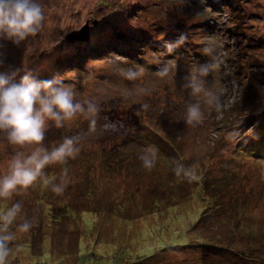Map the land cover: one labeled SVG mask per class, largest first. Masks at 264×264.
<instances>
[{
    "label": "rangeland",
    "instance_id": "374dc122",
    "mask_svg": "<svg viewBox=\"0 0 264 264\" xmlns=\"http://www.w3.org/2000/svg\"><path fill=\"white\" fill-rule=\"evenodd\" d=\"M40 2L44 21L35 36L18 46L0 41L4 68L19 70L17 82L26 72L56 77L77 100H95L99 112L94 130L78 115L46 131L49 150L74 136L81 151L44 170L66 183L62 194L38 180L13 196L34 223L16 232L9 264H264V157L237 151L240 142L264 141V0ZM85 25V40L66 38ZM205 63L218 65L206 87L220 96L219 110L183 87ZM128 67L142 68L143 77L125 80L120 70ZM198 100L204 119L188 124L186 108ZM153 147L156 162L147 169L140 156ZM31 150L0 142V174L15 151ZM177 161L192 178L176 177ZM8 203L0 201V210ZM171 205L205 207L182 236L220 248L167 247L182 227L174 218L170 225ZM149 246L156 249L143 255Z\"/></svg>",
    "mask_w": 264,
    "mask_h": 264
},
{
    "label": "clouds",
    "instance_id": "9594fccd",
    "mask_svg": "<svg viewBox=\"0 0 264 264\" xmlns=\"http://www.w3.org/2000/svg\"><path fill=\"white\" fill-rule=\"evenodd\" d=\"M44 11L40 0H0V41L14 46L20 45L35 36L43 27ZM172 51V46H168ZM218 67L217 64H200L186 74L183 87L190 90L194 97H204L205 102L221 109L220 96L206 87V78ZM169 69L159 70L161 77ZM18 69L4 68L0 58V142L13 146H32L30 152L15 151L6 161V171L0 174V201L8 203L0 210V264H9L11 243L16 232L26 233L33 227V221L24 217L23 204L17 200L11 202L15 194L27 190L38 180L50 190L60 195L65 191L66 183H54L55 177H48L45 168L53 164H66L80 153L79 138L65 136L61 142L49 150L43 143L46 131L51 128H63L78 115L89 121L94 130L99 105L95 100L79 101L71 85L56 77L38 80L30 73L21 75L16 81ZM120 74L127 81H138L144 75L140 67L121 69ZM146 92L147 89H140ZM147 108L148 105H142ZM204 114L199 100L187 106L185 121L199 124ZM143 167L151 169L156 162V149L147 148L140 156ZM173 171L177 178H192L191 168L177 161ZM65 174L66 170H65ZM20 218L19 223H17Z\"/></svg>",
    "mask_w": 264,
    "mask_h": 264
},
{
    "label": "trees",
    "instance_id": "16d2710c",
    "mask_svg": "<svg viewBox=\"0 0 264 264\" xmlns=\"http://www.w3.org/2000/svg\"><path fill=\"white\" fill-rule=\"evenodd\" d=\"M149 44H151L149 41L146 42L145 46H149ZM150 47V46H149ZM246 139V138H245ZM163 140V139H161ZM163 141H167V140H163ZM245 144V145H243ZM237 151L240 152V153H247L249 154L250 157L252 158H260L262 159L264 157V141H261V140H247V142H244V143H239V145L237 144ZM253 152V153H251ZM253 154V155H252ZM203 198H205L203 196ZM203 198H199L198 196H196V201H201ZM197 204V203H196ZM180 206V207H179ZM161 207V206H160ZM160 207L159 208H156V211L155 213H160V215L162 214V211L160 210ZM163 208V207H162ZM207 208H209V206H207ZM216 208V206H215ZM214 208V209H215ZM167 210L169 212H171V215L169 216V223L170 225L172 226V228L174 229V226H173V223L171 222V218H174L176 220V224H181V226L178 227V229L176 230V232L170 237L166 238L167 240H169V242H167V247H182V248H206L207 247H210V246H213L215 248H220L219 245L217 244H213L212 241H208V242H205V241H198V239H196L197 235H193L191 236L190 234L188 236L187 233H185L183 236H182V233L184 232V229H185V225L187 224V222L193 224L197 221V219H199L202 214L206 215V213H208V210L205 211L204 213V210H205V207H202L201 205H197V208H196V205H195V208H193L191 211L190 209H182L181 205H171L169 208H167ZM159 211V212H158ZM164 213V212H163ZM197 214V217H195ZM212 216V215H211ZM190 219V220H189ZM182 228V229H181ZM175 236V238H173ZM146 237H141L140 240H145ZM164 241V239H162ZM142 241V242H143ZM160 243V245H157L158 248H161L163 245L162 242H158ZM144 243L141 245L143 246ZM149 245V244H148ZM153 246V245H151ZM205 246V247H204ZM166 247V246H164ZM256 250H257V247H255ZM150 249H152V247H141V252L143 253V255H150V253L156 249V247L150 252ZM233 250V249H231ZM205 251V250H204ZM235 251V250H233ZM253 253H255L254 255H258L259 253L256 252L254 249L252 250ZM259 251H262V250H259ZM150 252V253H149ZM205 253H202V257L201 258H204L203 255ZM255 260V259H254ZM205 260H202V261H199L201 264L204 263ZM206 263V262H205Z\"/></svg>",
    "mask_w": 264,
    "mask_h": 264
},
{
    "label": "water",
    "instance_id": "95a60500",
    "mask_svg": "<svg viewBox=\"0 0 264 264\" xmlns=\"http://www.w3.org/2000/svg\"><path fill=\"white\" fill-rule=\"evenodd\" d=\"M66 38L68 40H74V39H77L80 41L85 40L87 38V26L85 25L79 30L72 31L71 33L66 35Z\"/></svg>",
    "mask_w": 264,
    "mask_h": 264
}]
</instances>
